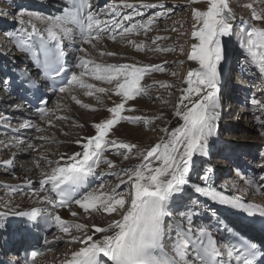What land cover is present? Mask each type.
I'll return each mask as SVG.
<instances>
[{"label": "snow or ice", "instance_id": "6c2138e0", "mask_svg": "<svg viewBox=\"0 0 264 264\" xmlns=\"http://www.w3.org/2000/svg\"><path fill=\"white\" fill-rule=\"evenodd\" d=\"M255 2L261 10L257 11L253 3L242 5L251 9L250 20L241 19L240 24L234 27L237 16L231 0H190L191 4L206 5V10H191V37L195 42L191 44L187 58L195 61L198 67L189 70L183 81L186 87L181 89L173 111V117L178 118L177 126L159 128L158 131L163 136L155 144L143 148L137 143L110 138V133L121 122L147 126L154 119L163 118V114L152 119L123 115L124 112L135 111L131 106L126 107L129 101L147 95L149 88L142 84L144 77L152 72H164L163 65L101 64L91 58L77 57L74 69H69L65 66V42L78 38L82 44H91L95 48L93 41L99 43L105 37L115 42L118 37L124 39L132 35H147L156 22L166 16V11H159L139 21L136 18L145 17V10L164 9V4L147 3L144 0H139L138 3L136 0H119V3L109 2L104 9L98 11L93 8L91 0H71L62 9V13L55 16L21 12V19L18 21L20 27L15 29L14 42L18 48L28 53H33L38 44L43 59L40 60L37 56L36 61L44 78L52 79L53 74L64 78L62 86L58 88L59 93H66L77 87L85 90L84 94L87 96L112 91L120 101L107 108L109 118L92 125L94 135L75 141L81 150L61 154L55 161L41 156L34 162L37 168L41 167L40 161L51 168L47 172L41 169L38 190L33 189L31 180H26L19 187L0 185L8 188L13 196L23 194L29 198L37 197L40 203L49 207L14 211L15 205L0 201L7 209L0 211V218L20 216L26 218L31 226L42 219L69 236L70 239L65 240V243L80 246L71 251L70 258H66L63 264H264V241H257L236 231L219 216L216 209L203 200H192L195 208L185 207L179 212L175 210L178 201L191 189L211 203L242 211L248 217L259 215L264 218V205L248 202L240 195H229L219 190L214 183V170L211 167L205 166L197 171L199 159L209 157L210 141L219 132L222 107L219 95L221 65L229 55L224 38L236 37L245 57L241 70L258 73L257 78L264 82V27L252 23L264 21V0ZM123 9L131 11L125 13ZM24 15L29 19H23ZM36 22L44 27H38ZM171 30L175 31V27ZM162 39L167 37L152 38L151 45L155 47L132 40H127V43L137 51H174V48H161L158 41ZM78 51L87 54L83 47ZM100 55L118 54L109 51L101 52ZM21 75L28 77L24 81L26 87H39V83L31 79L28 73ZM85 76L109 85L114 84V87H97L88 83ZM160 86L173 87L163 83ZM3 88L10 91L11 82L5 80ZM96 99L102 103L99 96ZM72 100L82 108H90V105L82 104L75 95ZM250 102L253 109L259 111L260 115H256L255 119L264 129V101L252 98ZM47 104L48 101L41 98L42 106L36 109L41 119L48 114ZM16 107L19 108V105ZM14 121L15 117L7 113L0 114V128L5 130L6 136L9 132L18 133L26 129H34L38 133L44 131L31 119L17 121L13 127ZM48 124L52 126L51 120H48ZM36 139L47 141L50 138L39 136ZM17 144L24 146L19 150H36V146L22 136L0 140V145L5 149ZM106 152L121 156L123 160L135 157L141 163L119 172H98L97 169L102 164L109 170L117 167L105 155ZM260 158L264 160V152L260 153ZM0 166L13 167L14 159L0 161ZM259 167L264 169V163ZM103 175H115L120 183L108 185L102 182L95 188H86L90 177ZM193 175L197 176L199 182L193 180ZM261 182H264V173L253 174L248 179L247 186L254 188L256 192H264V184ZM121 185H127V190H120ZM224 187L226 186L221 185V188ZM73 204L83 212L71 210L72 217L83 216L84 219H90L94 214L111 216L115 213L118 218L109 221L106 226L69 223L58 214V209H71ZM206 214L214 219V223L213 219H202ZM197 217L201 218L199 223L196 222ZM72 229L80 235H72ZM62 239L64 237L60 235L52 240L45 237L43 243L52 251L54 249L50 246ZM42 255V251L32 250L30 258L25 256L24 264H36L37 258ZM4 264H16V261L9 260Z\"/></svg>", "mask_w": 264, "mask_h": 264}, {"label": "rangeland", "instance_id": "374dc122", "mask_svg": "<svg viewBox=\"0 0 264 264\" xmlns=\"http://www.w3.org/2000/svg\"><path fill=\"white\" fill-rule=\"evenodd\" d=\"M45 1H48L50 5L47 6L46 4H43L46 3ZM109 2L119 3V0H91V4L93 8L98 11L104 9L106 4H108ZM136 2L138 3L139 0H136ZM144 2L153 3V4L163 3L164 9L153 8V9L145 10V17H137L136 19L138 21L145 19L148 16H152L159 11H166V16L160 18L153 26V30L149 31L147 35L144 34L132 35L124 39L118 37L115 42L105 37L99 43V46H95L94 48L95 52L93 53V58H91L95 60L96 63H101V64L136 63L137 66L163 65L165 69L164 72H152L151 74L146 75L144 77V79L142 80V84L149 88L147 95L144 97H138L136 100L131 101L132 103L135 102L133 107L131 105V107L134 108L135 111L123 113V115L141 116L149 119H152L157 115L163 114V118L154 119L153 123L147 126L143 124H129L127 122H121V124L117 125L112 130L114 136L112 133H110V138H116L118 140L127 143H129V141L124 138L125 131H128L129 133L134 132L137 134V137L143 136V134H148L150 132L151 133L150 135H154V137L152 138V140L147 141L148 138L145 135L143 139L146 142L156 143L159 141L160 137L163 136V133L158 131V129L163 128L164 125L167 124V118L169 114L174 111L175 104L177 103L181 95V89L183 87H186V85L183 84V81L187 76V72L191 69L198 67L195 61H190L187 58L188 54L191 51V44L195 42L191 37L192 24H193L191 10L192 8L206 10V5L204 3L191 4L190 0H144ZM96 3H98V6L96 5L95 7ZM247 3H253L254 6L258 8L257 11L261 10L259 9L260 7L256 4V2H252V0H231V6L233 8L234 13L237 16V20L234 23V27L240 24L241 19L250 20L251 9L242 6ZM39 5H41L42 7L38 8ZM58 5H59L58 1L56 0H0V13L3 12L9 13L8 15L0 14V26L5 24L9 25L8 29H6V27L0 28V87L3 85L4 81L7 80V77L5 78L6 75H4V72L6 71L5 66L8 67V69H11V67L9 68V66H7L5 62L12 61V55L14 53V49L12 48L10 37L15 34V29L21 17L20 15L21 12L39 13L44 16H49V15L55 16L62 12V10H60V6L56 7ZM36 6L38 7L36 8ZM44 6H46V8ZM123 11L127 13L130 12L131 9H123ZM36 23L38 25L39 22ZM252 23L258 27H264V21H252ZM173 27H175V31L171 30ZM156 36L167 37V39H162L158 41V45L161 48H174V51L154 52V51H149L147 49H145L144 51H137L134 47L130 46L127 43V40H132L137 43L143 42L145 45L155 47L154 45H151V40ZM224 42L229 51V55L226 59V62L222 63L221 65L222 76H221V85L219 92L221 104H222L221 117L219 121L218 135L212 138V140L216 139L215 145H217L218 148L216 150L217 152L215 151L214 153H211L209 157L201 158L200 161L198 162V166L199 168H203L205 166L213 165V164L218 166L219 174L216 175L218 184L219 182L220 183L227 182L228 184L230 183L231 185L236 184L235 187L237 185H242L246 187L248 181L246 177L248 173L246 174V172H249V168L253 172V174L264 173V169L259 167L261 163H264V160H261L260 158V153L264 152V129L261 128L260 124L255 119L256 115H260L259 111L254 110L250 102L252 98H259L262 101H264V82H262L260 79L257 78L258 73L253 74V72L251 71L241 70L242 67H244L245 57L242 54L243 50L239 48V44L236 37L233 36L230 38H224ZM111 46L118 47V49H113L111 48ZM181 49H183V54H181ZM109 51L115 52L118 55L116 56L100 55L101 52L106 53ZM2 53L4 54L2 55ZM3 57L5 59H2ZM79 57H84L85 59L90 58L88 55H84V54ZM76 58L74 59L75 64L78 62ZM21 60H24V57H21ZM181 61H183V64H180ZM75 70L79 71L78 69ZM172 73H176V75H172ZM84 79L88 83L95 84L97 87H102L100 81L92 80L87 76H85ZM162 83L173 85V87H169V88L161 87L160 85ZM77 89L78 87L71 89L69 92L66 93V96H70V98L72 99V96L75 94ZM1 91L2 90H0V92ZM108 93L109 92L105 94H98V93L94 94L92 99L96 98V96L105 98L109 95ZM158 97L159 99H157ZM56 99L57 97L53 96L51 100V104L49 105L48 108L49 109L48 114L42 120L41 118L38 119L41 120L40 122L45 123L46 126L45 128L52 127L50 134L53 137H55L54 140H52L50 137H49L50 139L47 141H41L39 139H36V137L46 136V134L45 133L41 134V132L38 133L34 129H30V131L26 133V135L27 136L29 135V137L27 136L25 137L24 134L23 135L19 133L13 134L11 132H9V134L7 135V137L9 136L11 138H13L14 136H22L27 141H32V143L36 146V150L34 151L33 150L25 151L26 153L23 157L27 156L28 153L30 154L31 151L32 153H37V154L40 151H42L40 153H44L48 160L55 161L60 158L61 154H67V148L70 147L77 149L79 148V146L75 143V141L77 140L75 136H78V139H80L81 137H83L81 136L83 134L84 137H89L94 135L95 130L92 127L93 124L92 123L89 124L91 133L87 135L86 131L82 129L81 125H87L88 121L83 122L84 120L80 118L75 120L71 118L69 119L53 118L54 123L55 122L62 123L64 121L65 122L68 121L71 128H73V132L71 133H67L66 131L62 130L61 125L55 127H53V125L49 126L48 120H46V118L48 116L50 117L51 115H53L55 111H60L58 105L56 104ZM17 101L20 102L18 98ZM95 104L99 105L101 103L96 102ZM233 105L237 106V108L236 109L231 108ZM7 108H10V106H7ZM239 109H241L242 111H239ZM4 110L6 109L4 108L0 109V114L6 113L4 112ZM26 111L27 110H25V112ZM97 112H98L97 109L91 107L90 109L87 110V113L91 114L90 116H94ZM101 119L102 118L97 119L95 123L99 122ZM0 129L3 130L5 133V130L3 128ZM153 129H157V130H153ZM33 134H35V136H33ZM57 138H60L63 141H60ZM138 141L139 138L137 140V144ZM140 147L142 148L150 147V145H146V146L143 145ZM56 153L58 154L56 155V158H54V155ZM105 155L108 157V159L113 160L114 163L117 165V167L115 169L109 170L107 169L106 165L102 164L101 167L97 169L98 172L101 171L105 173L109 171L119 172L121 169L130 168L141 163V160L135 157L130 158L128 160H123L121 156L113 155L110 152H106ZM37 157L40 158L39 155ZM3 158H5V160L10 159V157L6 158L5 153L3 154L0 153V159H2V161L4 160ZM17 158L18 157H15L14 166L10 167V169L0 166V185H9L15 187L18 183L23 182L22 179L18 180L16 177L18 172L16 170V165L18 163ZM246 159L247 161L245 164ZM242 161L244 164L242 163L240 166L238 162L241 163ZM33 165L35 166V163H33ZM40 165L41 167L37 169L38 178H41L40 176L41 169H43L46 172L51 170V168L48 167L42 161H40ZM254 169L256 172H254ZM100 177L96 183H93V184H97V183L98 184L93 185L91 188L97 187L102 182L108 185H116L120 183V181L117 179L115 175H103ZM193 177L195 176L193 175ZM124 179L126 180L127 177H124ZM261 183L264 184V182ZM127 187H128L127 185H121L120 190H127ZM231 190H233V188ZM243 190L244 188L241 189L236 188L234 192L235 193L236 191L241 192ZM24 196L25 195L23 194H17L13 196L12 193L8 190V188L0 187V201H3L4 203H9L12 202L13 200H17V201L23 200ZM192 200H195V198L192 196H187L185 198L183 197V199L178 201L177 205H180V207H177L176 211L179 212L184 210L185 207L195 206L194 204L192 205L191 203ZM4 203H0V206L4 205ZM64 209L70 213V218L73 219V221L69 223L87 224L88 222L93 221V217L90 219H84L83 216H79L76 218L72 217L71 210L79 209V207L75 204L71 206V209L69 208H64ZM13 217H18V216L9 215L7 218H3V220H1L0 225L4 224L6 226L11 225V227L15 226L16 223L18 222L11 221ZM106 223L108 222L104 220L103 226H106ZM5 229H6L5 227L1 228L2 231L0 230L1 231L0 234L3 233ZM71 231H72V235H77V236L80 235V233L77 232L75 229H72ZM5 232H8V235L11 234H14L15 236L17 235V231L14 229H9V230L6 229ZM59 233L61 232H59V230L56 229L48 237L53 236L54 234L58 235ZM62 236L64 237V239L59 241L58 245L54 247V250L49 251L47 249L46 254L43 257H41L40 260L36 262V264H54L55 261H63L64 257L61 258L59 255L61 251L64 252L66 251L65 254H67L68 253L66 250L67 248L73 246H77V247L79 246V244H75V243H65V240L70 239V237L65 236V234H63ZM1 237L3 238L4 235L2 234L0 236V240L2 239ZM2 249L3 248H1V244H0V251ZM72 250L74 249H70L69 252H71ZM7 253L8 251L4 252V255H6Z\"/></svg>", "mask_w": 264, "mask_h": 264}, {"label": "bare ground", "instance_id": "6f19581e", "mask_svg": "<svg viewBox=\"0 0 264 264\" xmlns=\"http://www.w3.org/2000/svg\"><path fill=\"white\" fill-rule=\"evenodd\" d=\"M56 1H58V4H59L56 7L60 6V10H62L65 6H67L68 0H56ZM45 2L46 3H43V4H46L47 6L50 5V3L48 1H45ZM252 2H255V0H252ZM96 5L98 6V3L95 4V7H96ZM37 7L38 6H36V8ZM41 7L42 6L39 5L38 8H41ZM44 7L46 8V6H44ZM20 19H21V17H20ZM23 19L28 20L29 17L27 15H24ZM5 25H1L0 28L1 27H3V28L6 27V29H8L9 25L8 24H5ZM37 26L40 27V28L44 27V25H42L40 23H38ZM19 27H20V25L18 23L16 29L19 28ZM15 35H16V33L10 37V42H11L12 48L14 49V53L12 55V61L5 62V64L7 66H9V68L11 67V69H8V67L5 66L6 71L4 72V74L7 77V80H9L11 82V88H10V91H5L4 88H3V85L0 87V90H2L0 92V109H3V108L6 109V110H4V112H6L7 114L15 117V121L14 122L23 121V120L28 119V118L31 119L37 125H39L42 129H44V131L41 132V134L45 133L46 136H48L52 140H54L55 137H53L50 134V131L52 130V127L45 128L46 127L45 123L44 122H40L42 119L38 120L40 117H38V116H36V117L34 116L33 117V115L30 116V112L29 111L25 112L26 107L23 108L22 103L17 101V97H16L17 94L16 93H17L18 90H17L16 87H14L15 82H16V78H15V75H13V72H12L14 67H12L11 65H12V63H14L15 65L21 66L22 69H24L26 71H31L32 73L30 72V74H33V76H35V68H34L35 65H34L32 53L25 52V51H23V50H21L20 48L17 47V44L14 42V39H13L15 37ZM67 42L69 43L68 44L69 47L67 46L66 50L74 56V59L76 58V56L79 57V56H82L83 54L84 55H88L90 58H93V53L95 52V50H94V48L92 47L91 44H82L78 38L76 40H74V41H71V42L67 41ZM99 43H96L95 41L93 42V44H95L96 46H99ZM71 45L75 46L74 49L71 48L72 47ZM81 47H83V48H85L87 50V54L81 53V52L78 51V49L81 48ZM111 48L118 49V47H114V46H111ZM3 54L4 53H2V55ZM4 57L2 59H5ZM21 57H24V60H21ZM100 84H101L102 87H105V88H108V89H112L114 87V84L113 85H109V84H106V83H103V82H100ZM84 92H85V90L78 88L74 95L77 97V99H79L81 101L82 104H88V105H90L91 108H94V109L98 110V112L94 116H90L91 114L87 113V110L90 109V108H88V109L82 108L74 100H72L70 98V96H66V93H67L66 92V93H59V94H54L53 95L54 97H57L56 104L58 105V108H59L60 111H55L53 113V115H51L50 117L48 116L46 118V120H51L53 127L61 125L62 130L66 131L67 133H71V132H73V128H71V126L69 125L68 121H66V122L65 121L64 122L61 121L62 123H60V122H55L54 123L53 118L58 119V117H64V119L71 118V119H74V120L80 118V119L84 120L83 122H87L88 121L87 125H82V129L84 131H86L87 135L90 134L91 130L89 128V124L90 123L94 124L95 121H97V119H99V118H102V119L109 118L110 117V113H108L107 108L114 106V103L119 102L120 98L116 97L114 95V92L109 91V93H108L109 95L107 97H105V98L104 97H100V100L102 101V103L97 105L95 103L96 102L100 103V102H98L96 98L92 99L93 96L85 95ZM50 104H51V100H50V102H48L47 109L49 108ZM134 104H135V102L132 103L131 101H129L128 104L126 105V107H129L131 105L133 107ZM17 105H19V108L16 107ZM7 106H10V108H7ZM221 106H222V104H221ZM231 108L236 109L237 106L233 105ZM239 111H242V110L239 109ZM239 113H238V115H239ZM177 119L178 118L173 117V112L170 113L168 118H167V124H165L164 127L171 128V127L177 126ZM14 122H13V127L16 126V123H14ZM29 131H30V129H26V130H21L18 133L21 134V135L24 134L25 137H26L27 136L26 133H28ZM150 134L151 133L149 132L148 134H143V136L137 137L136 133H134V132L129 133L128 131H125L124 132V138L126 140H128L129 143H137V140L139 138V141H138L139 146H143V145L144 146H146V145H150L151 146V145L155 144V142H146L143 139V137L146 135L147 138H148L147 141L148 140L149 141L152 140L154 135H150ZM33 136H35V134H33ZM81 136L84 137V134L81 135ZM27 137H29V135ZM75 137H76V139H78V136H75ZM8 139H11V137H9V136L7 137L5 135V133H4V131L0 129V140H8ZM57 139H59L60 141H63L60 138H57ZM215 140L216 139H214V140L211 139V141H210V154L214 153L216 151L215 150V148H216ZM29 142L32 143V141H29ZM22 148H24V146L23 145H18V144L15 147L9 148V149H5L2 145H0V153H2V154L5 153L6 158L7 157H10V158L12 157V159H14V160H15V157H18L17 158L18 159V163L16 165V170L18 171L17 175H16L17 179L18 180L22 179L24 183H25L26 180H31L33 182V187L35 188V189L34 188L33 189L34 190H38L39 181H40L41 178L37 177V169L38 168L35 167L33 165V163L39 159V157H37L38 155L40 157L41 156H45L46 157V155L44 153H40L42 151H40L38 154L37 153H32V151H31L30 154L28 153L27 156L23 157L25 155V153H26L25 151H28V150H19V149H22ZM79 150H81V149L80 148L77 149V148L70 147V148H67V154H71V153H74L75 151H79ZM57 154L58 153H56L54 155V158H56ZM17 155H19V156H17ZM13 156H14V158H13ZM3 159L5 160V158H3ZM0 160L2 161V159H0ZM242 160H243V158H242ZM199 161H200V159H199ZM246 161H247V159L245 160V164H246ZM42 162L45 163L44 161H42ZM238 163L241 166L243 161L241 163L240 162H238ZM202 166H204V165H202ZM207 167H211L214 170L215 175L219 174V167L218 166L213 164V165H208ZM7 169H10V168H7ZM11 169H13V168H11ZM200 169L201 168H199V166H198L197 171H199ZM244 169H245V167H244ZM246 174H247V176H249V175L253 174V172L249 168V172H246ZM194 176L195 177H193V178H197L196 175H194ZM98 179H99V177H90L89 181H90L91 184H93V183H96L98 181ZM23 182L22 183H18L15 187L22 186L24 184ZM221 185L226 186L224 188L226 190H228V191H230L232 188H233V191L236 190V188H240V189L244 188V190L241 191V192L236 191V194L242 196L243 198L250 197L248 199H251L252 201L264 202V192H256V190L254 188H249L247 185H246V187L242 186V185H237L235 187L236 184H232L231 185L230 183L228 184L227 182H221L220 186ZM187 194H189V195H187ZM42 195L43 194H41V196ZM190 195L192 197H194L195 200H197V199L200 200V198L198 196H196V195H194L193 193H190V192H186L183 197L185 198V197L190 196ZM10 204L16 206L13 209L14 211H30L33 208H41V209H43L45 207H49L48 205L40 203L37 197L29 198V196H27V195L24 196L23 200H20V201L13 200L12 202H10ZM177 207H180V205H176V208ZM0 211H7V209L4 207V205H1L0 206ZM76 211L78 213H81L82 209H76ZM58 214H60L62 216V218L65 219L68 222H72L73 221V219L70 218V213L67 210H65V209H58ZM116 218H118V217L116 216L115 213H113L111 216H108L107 214H94L93 215V221L88 222L87 224L88 225H92L93 223H95L97 225L103 226L104 220L106 222H109V221H111L113 219H116ZM177 219H179V216H177ZM202 219L204 220V217ZM1 220H3V218H0V222H1ZM1 225L2 226H0V230H1V228L5 227L7 230L14 229V230L17 231V230H19V228L22 225H24V222L20 221V222L16 223L15 226H12V227H11V225H9V226H6L4 224H1ZM54 230H56V228H54ZM58 235L62 236L63 234L59 233ZM97 235H100V234H97ZM55 236H57V235L54 234L53 236H50V237L47 236L46 238L49 239V240H52ZM17 237H18V233H17L16 236L14 234L8 235L7 239L1 244V248H3L0 251L1 255H4V252H6V251H8V253H10L11 251L17 250V248L21 244V240L19 241V239H17ZM58 243L59 242H57L56 244L51 245L50 247H52L54 249V247H56V245H58ZM48 247L49 246H45V250H47ZM76 247L77 246H73V247L67 248L66 249L67 252H68L67 254H65L66 251L65 252L61 251L60 252V254H59L60 257L61 258L64 257L63 261L66 258H70L71 252H69V250L70 249H74L75 250V249L78 248V247L77 248ZM63 261H55L54 264H63Z\"/></svg>", "mask_w": 264, "mask_h": 264}, {"label": "water", "instance_id": "95a60500", "mask_svg": "<svg viewBox=\"0 0 264 264\" xmlns=\"http://www.w3.org/2000/svg\"><path fill=\"white\" fill-rule=\"evenodd\" d=\"M249 201L252 202V203H259L261 205H264V202L252 201L251 199H249Z\"/></svg>", "mask_w": 264, "mask_h": 264}]
</instances>
